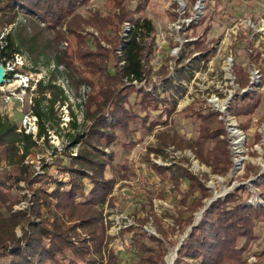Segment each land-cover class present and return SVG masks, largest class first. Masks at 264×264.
Segmentation results:
<instances>
[{"label": "trees", "instance_id": "obj_1", "mask_svg": "<svg viewBox=\"0 0 264 264\" xmlns=\"http://www.w3.org/2000/svg\"><path fill=\"white\" fill-rule=\"evenodd\" d=\"M89 1L7 0L6 6L0 9L11 13L0 12V28L15 24L21 14L25 18L24 26L35 29V35L25 39L20 32L16 37L13 33L6 36L5 44L0 42L1 60L24 48L35 64L42 56H49L46 63L53 61L58 68L64 67L74 87L93 89L85 115V121L92 123L82 134L70 139V148L79 145L77 156H72L68 148L56 158V166L68 178L33 177L27 165L16 175L0 178V260H7L6 264H126L130 255L126 245L121 243L117 252L109 246L113 239L109 234L111 223L104 214V207L111 203L119 178L124 180L113 165L116 160L113 148L122 137L131 139L140 130L153 132L159 126L168 128L170 119L177 113L178 101L186 92L183 85L169 79L164 81L162 94L138 91L127 85L126 81L141 83L149 78L147 63L157 45L156 27L148 18L133 19L144 8L138 4L136 10L131 11L126 8L124 0H109L112 7L105 16L90 12V18L86 19L75 14ZM197 2L191 0L190 5L193 7ZM125 22H129L132 28L121 37V26ZM204 22L206 17L198 25H190L192 36L185 43L186 51L199 54L196 60L200 61L207 59L213 51L205 41L210 28L205 27L201 35L196 32ZM86 26L99 35L84 34ZM70 35L76 39L75 45L70 51L69 44L60 49V44L68 43ZM103 42L112 47L104 46ZM247 43L251 44L250 41ZM182 53L185 57L186 52ZM260 56L257 53V59ZM164 70L162 68L161 73ZM234 73L241 88L250 86V71L235 64ZM192 76L191 69L182 68L177 79L181 81ZM52 82L47 85L44 81L39 83L42 98L36 99L34 105V113L39 117L38 138L47 134L46 125L53 118L54 106L63 93ZM47 90L51 92V98L44 96ZM44 100L48 103L45 110L42 108ZM261 101L259 92H248L234 100L231 112L238 117L250 116ZM188 111L200 121L198 137L185 140L172 130L163 131L158 136V147L150 152L166 158L168 146L181 151L189 149L213 173L228 174L232 168L231 155L227 142L220 138L224 129L217 115L205 109L195 110L194 105L185 112ZM71 127L77 128L74 121ZM17 129L16 124L3 119L0 114V155L11 164L22 165L36 142L32 136L18 133ZM107 149L111 151L107 152ZM149 164L148 178L156 176L160 184H170L178 191L185 186L174 226L168 229L185 233L194 224L195 215L206 206L205 201L211 197L210 190L182 165L175 163L162 167L152 162ZM109 169L114 176H107ZM11 179L17 183L27 181L33 194L29 212L13 211L15 203H12L11 187L7 184ZM260 186L264 189V177ZM249 195L244 187H240L224 199L213 201L183 241L174 264H248L247 252L256 240V224L264 220V206L255 208L247 204ZM262 198L264 200V191ZM149 205L146 215L135 217V222L143 229L152 221L162 239L139 233V238L134 241L136 254L131 255L134 254L136 264H165L168 248L164 241L169 234L163 220L154 212L153 202L149 201ZM141 210H146L145 204ZM18 228L22 230L21 237L17 235ZM134 230L135 227H129L122 232ZM145 237L153 241L155 247H150L144 241Z\"/></svg>", "mask_w": 264, "mask_h": 264}, {"label": "rangeland", "instance_id": "obj_2", "mask_svg": "<svg viewBox=\"0 0 264 264\" xmlns=\"http://www.w3.org/2000/svg\"><path fill=\"white\" fill-rule=\"evenodd\" d=\"M191 10V0H186ZM7 0H0V9L5 7ZM127 9L134 11L136 7L142 6L144 10L133 16L150 19L156 27V43L155 48L147 67L150 70L149 78L143 82H127V85L134 86L136 90L147 92L158 91L160 94L164 92V81L172 80L175 83L185 87L186 92L178 101L177 113L169 121V127L159 126L153 132L140 130L132 135L131 139L121 138L113 149L116 153L114 166L123 175L124 180L119 178L111 198V203H107L104 207V214L108 223H111L109 234L113 237L110 241V248L114 243H123L126 245L130 253L126 264H136L133 257L136 254L134 241L139 238V233L142 235L147 233L149 237L159 236L155 230L152 221L143 229L135 222V230L132 232L117 231L118 225H113L112 219L115 221L119 216H127L135 221V217L146 215L150 210L149 201L153 202L154 212L163 220L164 227L167 229L169 237L165 239V244L168 248V253L165 257V264H168V256L175 252L177 246L188 232L174 233L169 228L174 226V220L177 218V209L179 201L185 186L182 185L181 191L174 190L170 184H160L156 178H148V172H151L149 163H154L159 166L170 167L173 164L182 165L195 174L210 190L211 197L205 202L206 209L217 199H224L229 193L235 192L240 187H244L249 192L247 204L259 208L264 206L261 188L262 178L264 177V1L263 0H211L207 3L204 9L206 22L200 25L197 29V34L201 35L205 27H209L208 35L205 41L209 48L213 49L211 55L207 59H199L198 54H192L186 51L185 48V31L177 32L171 27L178 20L179 12L171 0H124ZM109 0H90L85 6L80 7L75 14H81L84 18H90V12H100L105 16L109 7H112ZM1 14H11L7 10H0ZM178 13V14H177ZM248 17L255 23L254 37L251 44L243 39L237 41L227 40L226 34L232 28L234 23L240 19ZM24 16L18 14L15 24L0 28V42L5 44L6 36L13 33L16 37L20 32L23 38L26 36L35 35V29L32 26L28 28L24 22ZM125 22L121 26V37L124 36L126 25ZM131 25V24H130ZM43 25H41L42 27ZM132 26V25H131ZM85 33H94L99 35L93 28L86 26ZM188 36H192V32L188 31ZM68 43L60 44V49H65L69 44L68 51L76 43L73 36H68ZM104 46L111 48V45L102 43ZM252 45V47H251ZM181 47L177 55H173V51ZM253 51V53L251 52ZM182 52H186L185 57ZM20 53L26 55L30 61L31 71H46L44 85L52 81L63 93L59 95V100L54 106V116L48 121L47 134L42 138L33 140L36 146L30 150L29 155L25 158L23 164H11L0 155V178L13 176L20 172V168L24 165L29 167L33 177L54 176L59 178H68L67 174L61 173L56 166V158L63 154L68 148V152L72 156H77L79 145L70 148L71 137H77L82 134L91 125V121H85L87 111V101L93 89L84 86L80 89L71 84L69 74L64 67H57L55 62L46 63L48 57L42 56L38 64H35L30 57V54L22 48ZM118 53H120L118 51ZM257 53H260V58L257 59ZM184 57V58H183ZM184 61H181V59ZM229 58L233 59V70L228 73ZM256 58V59H254ZM240 64L248 72H254L255 69L259 75L255 77L254 84H250L247 88H241L236 82L234 73V65ZM164 68V73H161ZM182 68H189L193 76L191 79H177L178 71ZM55 77V79H53ZM235 79V80H234ZM235 81V82H234ZM39 85L34 92L29 91L27 101H25V109L30 108L29 100L33 101L32 109L36 99L42 98L39 92ZM243 92V90H245ZM233 96L230 97V92ZM257 91L261 96V104L256 111L247 117H238L231 112V107L237 97H242L248 92ZM7 92L0 89V114L3 119L9 120L18 126L19 132L21 123V110L19 103H14L13 110L3 112V100ZM44 96L51 98V92L48 90ZM218 98L222 104L226 105L225 110H220L215 107L212 100ZM25 99V100H26ZM63 99V100H62ZM194 105L195 110L205 109L215 113L218 120L222 123L224 132L220 138L227 142L228 150L231 155L232 168L226 175H218L213 173L212 169L196 159L195 154L187 149L185 151L177 150L175 146L166 148V158L158 155L155 152H150L159 145L158 136L163 131H174L181 135L185 140H194L199 134L200 121L191 116V112H185L187 108ZM67 107L69 121L64 122L65 110ZM48 107L47 101L42 102V108L45 110ZM75 122L77 128L71 127V123ZM233 129V130H231ZM238 132L234 135L233 131ZM239 142V147L234 148L233 143ZM127 145H124L126 144ZM110 152L111 149H107ZM108 177L114 176L112 170L109 169ZM49 181L51 182L50 178ZM10 191L14 212H22L31 210L32 191L27 184V181L20 180L18 183L15 179L7 182ZM145 204L146 210H141V206ZM204 207V208H205ZM203 210V209H202ZM206 211V210H205ZM139 212V214H136ZM202 212V211H201ZM195 215V221L197 216ZM203 216V215H202ZM201 216V217H202ZM201 219V218H200ZM199 219V220H200ZM198 220V221H199ZM195 223V222H194ZM191 231V230H190ZM189 231V232H190ZM144 232V233H143ZM188 232V234H189ZM254 234L256 240L247 252L248 264H264V220L256 224ZM17 235L22 236L21 228L17 229ZM150 246L155 247V243L143 238ZM183 243V242H182ZM135 251V252H134ZM131 253H134L131 255ZM177 259V258H176ZM176 261V260H175ZM128 262V263H127ZM7 260H0V264H6Z\"/></svg>", "mask_w": 264, "mask_h": 264}, {"label": "built area", "instance_id": "obj_3", "mask_svg": "<svg viewBox=\"0 0 264 264\" xmlns=\"http://www.w3.org/2000/svg\"><path fill=\"white\" fill-rule=\"evenodd\" d=\"M172 2H175V6L177 7V12H179L178 20L176 23L173 24L171 29L177 32L185 31V35L187 36L185 39V42L188 41V31L190 25L194 23H198L204 14L205 6L210 0H198V2L193 6L191 10H188V4L186 0H171ZM246 1V0H241ZM248 1V0H247ZM189 11V16H187V12ZM255 23L252 19L245 17L238 19L232 28L227 32L226 39L227 40H233L237 41L239 39H243L245 41L253 42L254 37V30H255ZM132 28L130 24L126 25L124 36H126V33ZM181 47L177 46V48L173 51V55H177ZM253 53V51H251ZM199 55V54H198ZM228 67L227 71L228 73H231L233 70V65L231 62H233L232 58H229L228 60ZM0 64L4 66L5 68V82L0 85V89L4 90V92H7L6 96L3 100V112H10V110H13L14 103H19L21 110V123L19 132L24 133L26 135L32 136V138L37 139L39 134V117L34 113L32 109L33 101L30 99L29 104L30 108L25 109V101H27V95L28 92H34L39 83L41 81H45L46 71H31L32 68L30 59L22 54V53H15L10 58H3L1 60L0 58ZM259 75V72L255 69V71L250 72V79L251 84H254L253 81H255V77ZM236 79V78H235ZM234 79V80H235ZM137 82L138 81H133ZM235 82V81H234ZM246 91L243 90V92ZM233 92H230V97L233 96ZM26 99V100H25ZM212 103L215 105V107L219 108L220 110H225L226 105L222 104L221 100L218 98H215L212 100ZM65 110V117L64 122L69 121L68 117V110L67 107L64 106ZM233 130V129H231ZM238 131L234 130L233 134L235 135ZM234 148L239 147V142L235 141L233 143ZM113 225H118L117 231H122L123 229L133 227L135 225V221L127 216H119L115 221L112 219ZM113 249L117 251V245H112Z\"/></svg>", "mask_w": 264, "mask_h": 264}, {"label": "water", "instance_id": "obj_4", "mask_svg": "<svg viewBox=\"0 0 264 264\" xmlns=\"http://www.w3.org/2000/svg\"><path fill=\"white\" fill-rule=\"evenodd\" d=\"M5 68L3 65L0 64V85H2L4 82H5ZM206 210V207L202 210V212L197 216L196 218V221L195 223L188 229V232L197 225L198 223V220L201 218V216L203 215V213L205 212ZM188 232L185 234L184 238L182 239V241L179 243V245L177 246V249L175 251V255H176V258H177V254H178V251L180 250L181 248V245H182V242L185 240V238L188 236ZM175 258V260H176ZM175 262V261H174Z\"/></svg>", "mask_w": 264, "mask_h": 264}, {"label": "bare ground", "instance_id": "obj_5", "mask_svg": "<svg viewBox=\"0 0 264 264\" xmlns=\"http://www.w3.org/2000/svg\"><path fill=\"white\" fill-rule=\"evenodd\" d=\"M175 258H176V255H175V252H172L169 256H168V264H174V261H175Z\"/></svg>", "mask_w": 264, "mask_h": 264}, {"label": "flooded vegetation", "instance_id": "obj_6", "mask_svg": "<svg viewBox=\"0 0 264 264\" xmlns=\"http://www.w3.org/2000/svg\"><path fill=\"white\" fill-rule=\"evenodd\" d=\"M205 14V13H204ZM204 14L202 15V17H201V19L203 18V16H204ZM201 19H200V21H201ZM200 21L198 22V23H194L195 25H198L199 23H200ZM189 37V36H188ZM193 40V39H192ZM194 40H196V39H194Z\"/></svg>", "mask_w": 264, "mask_h": 264}, {"label": "crops", "instance_id": "obj_7", "mask_svg": "<svg viewBox=\"0 0 264 264\" xmlns=\"http://www.w3.org/2000/svg\"><path fill=\"white\" fill-rule=\"evenodd\" d=\"M114 244H116L117 245V250H118V246L120 245V244H117V243H114ZM111 248L113 249V247L111 246ZM114 250V249H113ZM115 251V250H114ZM115 252H117V251H115Z\"/></svg>", "mask_w": 264, "mask_h": 264}]
</instances>
